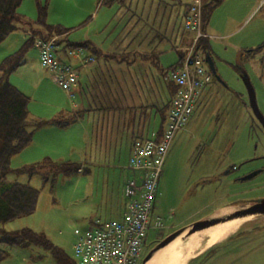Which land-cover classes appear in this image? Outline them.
I'll return each instance as SVG.
<instances>
[{"label": "rangeland", "instance_id": "1", "mask_svg": "<svg viewBox=\"0 0 264 264\" xmlns=\"http://www.w3.org/2000/svg\"><path fill=\"white\" fill-rule=\"evenodd\" d=\"M143 2L48 0L46 24L66 30L58 37L52 36L62 45L61 54H65L61 56L62 63L76 68L71 64L75 58L82 62L84 57L91 56L94 62L87 67L94 79L88 89L82 90V96L74 95V87L73 97L68 98L67 92L52 82L41 67L38 50L27 45L24 62L10 74L9 83L28 97L30 117L64 120L69 124L62 127L48 124L36 130L33 147L13 156L10 168L15 170L47 159L78 164L85 172L53 175L51 167L44 166L30 175L9 173L6 182L28 184L38 190V197L32 214L1 223L0 232L30 229L42 233L79 264L73 253L78 238L95 222L105 225L120 219L125 204L123 186L129 175L127 161L124 162L126 147L105 156V107L100 98L105 68L103 75L96 77V65L101 63L96 54L152 50L158 54L160 67L170 69L178 64L177 49L186 45L184 39L190 35L184 30L181 14L192 0H154L157 19L146 23L139 20ZM202 3L209 6L202 28L207 37L197 53L203 61L210 56L217 74L212 76L170 144L150 215V221L161 217L163 228L147 229L138 264L171 232L221 208L264 195V171L247 180H233L264 166L263 159L242 164L264 155V132L252 116L247 90L234 68L239 51L264 42V0H202ZM153 10L150 14L145 10L143 13L152 15ZM17 13L18 29L0 44V63L28 40L23 29L41 28L34 23L37 15L34 0H22ZM81 43L87 47H74ZM260 49L255 57L243 56L241 63L254 88L257 106L264 112V46ZM203 67L208 70L205 61ZM117 72L113 69L112 74ZM85 82L87 78L83 75V87L88 83ZM232 165L240 169L226 174ZM251 221L255 222L248 223ZM239 228L230 240L190 264H264V218L252 217ZM7 250V258L0 264H57L49 251L38 246Z\"/></svg>", "mask_w": 264, "mask_h": 264}, {"label": "built area", "instance_id": "2", "mask_svg": "<svg viewBox=\"0 0 264 264\" xmlns=\"http://www.w3.org/2000/svg\"><path fill=\"white\" fill-rule=\"evenodd\" d=\"M202 6V0H192L184 17V30L190 34V42L180 49V62L165 75L175 90L162 134L159 139L134 141L126 167L129 175L123 186V213L119 220L105 225L95 222L78 238L73 253L79 264H138L147 229L163 228L161 217L150 221L163 164L175 133L184 126L200 91L211 81L209 70L203 67L204 61L195 51L198 41L205 37L201 29ZM27 36L31 37L30 33ZM32 45L38 50L40 65L52 82L72 98L78 76L75 68L56 60L57 38H34ZM92 62L93 57H84L82 66Z\"/></svg>", "mask_w": 264, "mask_h": 264}, {"label": "trees", "instance_id": "3", "mask_svg": "<svg viewBox=\"0 0 264 264\" xmlns=\"http://www.w3.org/2000/svg\"><path fill=\"white\" fill-rule=\"evenodd\" d=\"M21 2L22 0H0V44L18 29L15 21L20 20L17 10ZM34 3L37 12L34 23L41 28L39 30L23 29V33L29 31L41 39H48L52 36L58 37L66 33V30L59 25L52 26L46 24L45 19L47 15L48 0H34ZM217 3H214V5H217ZM208 9L209 6H202L201 29L208 18ZM43 31H46V33L43 34ZM33 35L30 34L31 37L26 40L25 44L17 52L6 56L0 63V224L11 222L15 219L32 214L35 210L38 197V190L28 184L6 182L5 177L9 173H27L30 175L31 172L47 166V168L51 167L54 172L53 175L57 173L69 175L78 172L81 169L80 166L75 163H54L47 159H43V161L38 163L25 165L15 170L10 168L11 158L22 152L31 144L33 134L36 130L45 127L48 124L60 127L69 124L68 121L64 120L60 121L58 119H53L46 121L30 117L27 109L29 101L28 97L8 81L10 74L24 62L23 56L25 49L28 47L27 45H32L33 39L36 38ZM204 41L205 38H201L198 41L195 51L198 50L199 46ZM189 42V38L186 37L185 43L187 44ZM59 45L61 46L60 40ZM67 45L69 47L71 46L70 44ZM74 47L76 49H83L87 47V44H74ZM59 49L60 48L56 49L54 55L57 54ZM179 54H182V52H179ZM181 57L182 55L180 56L178 63L180 62ZM234 68L238 72L236 66ZM161 134L162 132L157 139L160 138ZM79 172L83 173L85 171L81 169ZM232 236L233 235L226 240H230ZM30 246H38L49 251L57 264H76L75 260L70 259L58 247L54 246L44 234L33 232L30 229H22L16 232H0V263L7 258L9 254L7 248H29ZM215 247L217 246L211 247L199 257L208 256Z\"/></svg>", "mask_w": 264, "mask_h": 264}, {"label": "crops", "instance_id": "4", "mask_svg": "<svg viewBox=\"0 0 264 264\" xmlns=\"http://www.w3.org/2000/svg\"><path fill=\"white\" fill-rule=\"evenodd\" d=\"M140 9V21L145 23L150 19L156 21L157 7L154 0H144ZM144 10L145 13L150 14L152 10L155 13L147 15L143 13ZM187 10L188 8L181 14V17H184ZM180 48L177 49L178 52H181ZM59 50L55 57L62 62L61 56L65 55L61 54L63 52L62 45ZM151 52L141 53L133 50L128 53L126 50H122L118 54L107 52L96 54L101 62L96 65V77H99L100 74L103 75L102 69L105 68V81L101 83L103 93L100 94L102 105L105 107V156L114 155L118 149L126 147L124 162H127L125 164H128L136 139H155L163 131L167 111L175 90L174 85L165 76L169 68H161L158 54H155L154 51ZM181 55L178 54V61ZM80 62L79 58H75L74 63L71 64L77 68L78 76L77 84L73 90L74 95L82 96V90L91 86L94 76L88 69L89 67L82 66V62L81 64ZM176 65H171L170 68ZM113 69L118 70V72L112 74ZM83 75L86 76L88 82H85L87 83L85 87L81 83ZM203 90L200 91L197 100ZM150 133H152L151 136H149ZM33 145L34 138L28 148L31 149ZM225 242L227 240L219 243V245ZM206 251L190 258L186 264L200 258L199 256Z\"/></svg>", "mask_w": 264, "mask_h": 264}, {"label": "water", "instance_id": "5", "mask_svg": "<svg viewBox=\"0 0 264 264\" xmlns=\"http://www.w3.org/2000/svg\"><path fill=\"white\" fill-rule=\"evenodd\" d=\"M245 52H248V51H245ZM242 54H244L243 51H239L238 52L237 60H236L235 65L240 70V79L243 82V84H244V86H245V88L247 90L249 106H250V108L253 111L254 115L256 116V118L258 119V121L260 122V124L262 125V127L264 129V118L262 117L261 113L258 110L257 103H256V98H255L254 88H253L252 84L250 83L248 75L246 74L245 70L241 66L240 56ZM205 61L208 64V68H209L210 73L215 76L216 74H215V69H214V66H213V62L211 61V58H210L209 55L206 56ZM253 176H254V173L244 177V179H250ZM224 208H234L235 210L230 212L229 214H226V215H223V216H214V214H215V212H214V213H212L211 215H209L208 217H206L204 219L198 220V221H196L194 223H191L189 225H186L184 227H181V228L171 232L170 234L166 235L162 240H160L148 252L146 257L142 260L141 264H146V262L149 261L157 251H159L162 248L166 247L168 244L173 242L175 239L181 237L182 235H185L182 238V240H184L185 238H187L188 236L192 235L195 232L205 230L207 228H210V227L215 226V225L220 224V223H224V222L231 221V220H236V219H244V218H248V217H249V220H250L252 217L264 216V198L256 201L253 204H250V205L246 204V203H243V204L241 203V204H238V205H235V206H227V207H224ZM249 220H247V221H249ZM239 229L240 228H238V230ZM238 230H236L235 233ZM230 236H228V237H230ZM216 245H214V246H216ZM218 245H219V243H218Z\"/></svg>", "mask_w": 264, "mask_h": 264}, {"label": "bare ground", "instance_id": "6", "mask_svg": "<svg viewBox=\"0 0 264 264\" xmlns=\"http://www.w3.org/2000/svg\"><path fill=\"white\" fill-rule=\"evenodd\" d=\"M234 208H221L214 216H223ZM248 218L236 219L217 224L188 236L184 240L177 238L166 247L157 251L146 264H185V262L214 245L224 241L244 224Z\"/></svg>", "mask_w": 264, "mask_h": 264}, {"label": "flooded vegetation", "instance_id": "7", "mask_svg": "<svg viewBox=\"0 0 264 264\" xmlns=\"http://www.w3.org/2000/svg\"><path fill=\"white\" fill-rule=\"evenodd\" d=\"M262 46H264V42L260 45V46H258V47H256V48H247V49H245V50H241V51H243L244 52V54H242L241 56H240V62H241V58L243 57V56H248V57H255V56H257V53L259 52V51H261V47ZM245 51H248V52H245ZM213 66H214V64H213ZM236 66V65H235ZM234 66V67H235ZM241 66H242V68H243V65H242V63H241ZM236 68L238 69V75L240 76V70H239V68L236 66ZM214 69H215V74H217V69L215 68V66H214ZM244 69V68H243ZM246 72V71H245ZM247 74V73H246ZM248 75V74H247ZM259 77H262L261 75H259ZM250 80V79H249ZM251 83V82H250ZM222 85H224V84H222ZM224 86H226V85H224ZM227 87V86H226ZM258 107V106H257ZM251 109V108H250ZM258 110H259V112L261 113V115H262V117L264 118V112L262 111V110H260L259 108H258ZM251 112H252V116H253V118H254V120L257 122V124H258V126L260 127V129L264 132V129H263V127H262V125L260 124V122L258 121V119L256 118V116L254 115V113H253V111L251 110ZM251 121H252V119H251ZM257 159H263L264 160V155L262 156V157H256V158H251V159H247L246 161H244L242 164H244V163H249L250 161H255V160H257ZM242 164H240V165H242ZM238 169H240V167H237V166H235V165H232L230 168H228V170L226 171V174H232V173H234V172H236ZM264 171V166L263 167H261V168H254V169H252L251 171H250V173L249 174H247V175H245V176H239V177H234V179L233 180H235V181H240V180H247V179H244V177H246V176H248V175H250V174H252V173H254V176L253 177H255V176H257L259 173H261V172H263ZM252 177V178H253ZM264 198V195L263 196H260L259 198H255L254 200H252V201H247V202H241L242 204L243 203H246V204H253V203H255L256 201H258V200H260V199H263ZM240 203V204H241ZM235 205H238V203L237 204H235ZM257 218H264V216H256ZM253 222H255V221H251V222H248V223H253ZM238 232V231H237ZM251 232V231H250ZM249 233V232H248ZM236 234V233H235ZM234 235V234H233Z\"/></svg>", "mask_w": 264, "mask_h": 264}]
</instances>
